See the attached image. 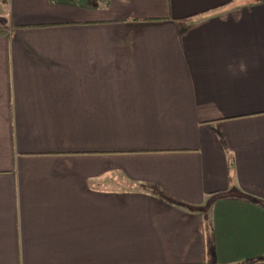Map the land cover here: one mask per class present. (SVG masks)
Here are the masks:
<instances>
[{"label":"crops","instance_id":"obj_1","mask_svg":"<svg viewBox=\"0 0 264 264\" xmlns=\"http://www.w3.org/2000/svg\"><path fill=\"white\" fill-rule=\"evenodd\" d=\"M0 264H264V0H0Z\"/></svg>","mask_w":264,"mask_h":264}]
</instances>
